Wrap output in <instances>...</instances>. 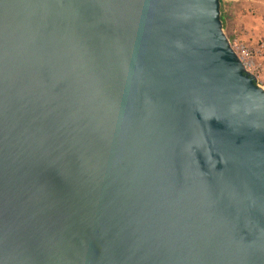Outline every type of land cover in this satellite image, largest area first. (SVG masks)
Returning a JSON list of instances; mask_svg holds the SVG:
<instances>
[{
	"label": "water",
	"instance_id": "obj_1",
	"mask_svg": "<svg viewBox=\"0 0 264 264\" xmlns=\"http://www.w3.org/2000/svg\"><path fill=\"white\" fill-rule=\"evenodd\" d=\"M0 264H264L220 0H0Z\"/></svg>",
	"mask_w": 264,
	"mask_h": 264
},
{
	"label": "rangeland",
	"instance_id": "obj_2",
	"mask_svg": "<svg viewBox=\"0 0 264 264\" xmlns=\"http://www.w3.org/2000/svg\"><path fill=\"white\" fill-rule=\"evenodd\" d=\"M224 30L230 41L237 38L240 42L256 46L264 41V0H230L224 1ZM256 63L264 72V57L256 55Z\"/></svg>",
	"mask_w": 264,
	"mask_h": 264
},
{
	"label": "built area",
	"instance_id": "obj_3",
	"mask_svg": "<svg viewBox=\"0 0 264 264\" xmlns=\"http://www.w3.org/2000/svg\"><path fill=\"white\" fill-rule=\"evenodd\" d=\"M231 43L246 69L255 76L256 84L264 89V72L259 69V64L255 60L258 52L260 56L264 57V41H257L255 47L244 44L237 38L233 39Z\"/></svg>",
	"mask_w": 264,
	"mask_h": 264
},
{
	"label": "trees",
	"instance_id": "obj_4",
	"mask_svg": "<svg viewBox=\"0 0 264 264\" xmlns=\"http://www.w3.org/2000/svg\"><path fill=\"white\" fill-rule=\"evenodd\" d=\"M221 1V10H222V23H223V26H225V19H224V14H225V5L223 3V0H220Z\"/></svg>",
	"mask_w": 264,
	"mask_h": 264
}]
</instances>
